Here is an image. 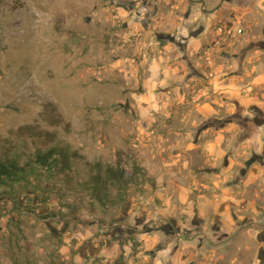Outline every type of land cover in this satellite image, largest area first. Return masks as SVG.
<instances>
[{"label": "rangeland", "instance_id": "obj_1", "mask_svg": "<svg viewBox=\"0 0 264 264\" xmlns=\"http://www.w3.org/2000/svg\"><path fill=\"white\" fill-rule=\"evenodd\" d=\"M190 1L0 0V160L63 154L0 183V264H176L160 250L182 243L193 204L216 231L259 214L264 235V176L246 181L264 162V0ZM221 23L243 33L209 68ZM185 52L183 94L165 69Z\"/></svg>", "mask_w": 264, "mask_h": 264}, {"label": "crops", "instance_id": "obj_2", "mask_svg": "<svg viewBox=\"0 0 264 264\" xmlns=\"http://www.w3.org/2000/svg\"><path fill=\"white\" fill-rule=\"evenodd\" d=\"M190 41V40H189ZM187 52V51H186ZM185 52V53H186ZM186 53L185 57H181V60L179 62L175 63L178 66L176 68H173L175 64L169 63L166 60V71L168 72V76H171L172 70L178 68V74L175 75L172 79L170 77L169 80H175L177 87H180V93L182 91L183 94H186V86L189 85V73L186 72V67L183 68V66L188 63H191L192 59L187 55ZM192 64V63H191ZM180 66H182V70L180 71ZM168 77V78H169ZM195 76L192 77V79ZM182 89V90H181ZM185 89V91H183ZM186 96L181 94V99H185ZM219 141L221 139H218ZM197 142V140H195ZM206 150H212L210 147H205ZM208 153L214 154L212 151H207ZM224 152V151H223ZM219 156L220 153H217ZM221 156V155H220ZM260 169L254 173L253 177H250V172H246V181H254L258 180L259 177L264 176V162H260ZM183 167L181 170H187L190 171H196L195 168H192L189 165H182ZM200 173H202V170H199ZM248 184V183H247ZM183 189H188L185 186L181 185ZM189 190V189H188ZM244 201H241L243 203ZM200 206L193 204L192 206H186L183 207V212H186L188 214L187 217L183 216L180 221H182V227H180L181 230L185 232L179 234L178 237V243L182 242L176 247L175 252L172 254L164 247L160 251L165 252L164 256L167 254H170L172 258H174V261L176 264H187L189 262H194L195 264H226V262H229L232 264H264V235L261 230L256 229L257 226L263 219V216L260 217V215H256V213L245 215V216H239L240 219H235L231 221L229 217V221H225L223 218L222 224L218 231L215 230V221H212L211 223L208 222L207 218H203V220L200 222L196 216L198 214H201L198 210H196ZM189 207V211L187 208ZM255 211L257 207V203L253 202V207ZM203 209V207H202ZM207 209V208H206ZM205 210V208H204ZM260 214L263 213L259 211ZM251 216V219H249ZM260 217V218H259ZM216 218H213L215 220ZM189 223H193L194 226H196L195 229L189 227ZM225 223V225H223ZM212 224V226H211ZM235 224V225H233ZM225 226V227H224ZM235 226L238 227L239 235L234 236V230ZM186 227V229H185ZM210 227V229H209ZM191 229V234L187 233V230ZM221 235L220 244L217 245V248L211 245V239L214 240L216 235ZM246 237V239L244 238ZM184 243V244H183ZM238 245V246H237ZM192 246L195 247V249H192ZM237 246V248H235ZM160 252V253H161ZM221 262V263H219Z\"/></svg>", "mask_w": 264, "mask_h": 264}, {"label": "trees", "instance_id": "obj_3", "mask_svg": "<svg viewBox=\"0 0 264 264\" xmlns=\"http://www.w3.org/2000/svg\"><path fill=\"white\" fill-rule=\"evenodd\" d=\"M31 125L25 127L30 128ZM58 147H52L48 150H44L41 147H35V152L31 155V158L23 166H19L16 162H6L0 160V183L9 182H20L28 181L29 177L38 175L36 171L38 169H45L53 171L54 168L58 167L62 162L63 154ZM112 176L121 177L123 171L108 169ZM96 187V186H95Z\"/></svg>", "mask_w": 264, "mask_h": 264}, {"label": "built area", "instance_id": "obj_4", "mask_svg": "<svg viewBox=\"0 0 264 264\" xmlns=\"http://www.w3.org/2000/svg\"><path fill=\"white\" fill-rule=\"evenodd\" d=\"M243 33L242 28H238L237 31H235V28L233 25H230L228 23H221L218 24L212 31L213 36V47L207 48L205 51V60L207 62V65L209 68H213L215 65L214 59H213V53L214 48L216 46H219L222 43H226L229 38L235 37L239 34ZM210 75H213V72L211 71ZM204 96V93L201 91H196L194 94L193 100L198 101Z\"/></svg>", "mask_w": 264, "mask_h": 264}, {"label": "flooded vegetation", "instance_id": "obj_5", "mask_svg": "<svg viewBox=\"0 0 264 264\" xmlns=\"http://www.w3.org/2000/svg\"><path fill=\"white\" fill-rule=\"evenodd\" d=\"M193 1H194V0H193ZM193 1H190V2L192 3ZM228 1L231 2L232 0H228ZM200 2L202 3V5H201L202 11H203L204 13H208L210 9L206 8L205 3H204L203 1H200ZM218 8H220V6H215V7L212 8L211 10H214L213 12H217V11H219ZM190 15H191V7H189V9H188V10L186 11V13H185L186 18H189ZM263 155H264V149H263ZM254 157H255V160H260L259 155L255 154ZM261 162H263V160H261Z\"/></svg>", "mask_w": 264, "mask_h": 264}, {"label": "water", "instance_id": "obj_6", "mask_svg": "<svg viewBox=\"0 0 264 264\" xmlns=\"http://www.w3.org/2000/svg\"><path fill=\"white\" fill-rule=\"evenodd\" d=\"M191 1H193V0H191Z\"/></svg>", "mask_w": 264, "mask_h": 264}]
</instances>
